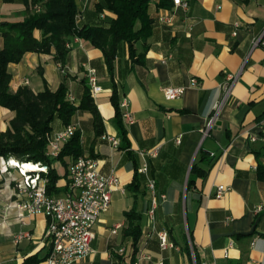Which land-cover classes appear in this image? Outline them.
<instances>
[{
  "label": "crops",
  "instance_id": "obj_1",
  "mask_svg": "<svg viewBox=\"0 0 264 264\" xmlns=\"http://www.w3.org/2000/svg\"><path fill=\"white\" fill-rule=\"evenodd\" d=\"M182 1L187 11L172 0H150L151 33L136 43L138 58L131 60L127 44L121 43L112 72L100 50L76 38L68 42L63 66L54 60L52 48L50 54L26 53L7 67L12 93L22 87L35 94L45 87L54 92L63 83L76 107L86 70H95L102 91L92 99L102 118V135L120 138L113 92L118 104L128 102L133 120H122L126 142L117 149L95 134L90 113L78 110L71 117L81 156L96 160L100 175H115L120 182L110 208L96 221L91 254L74 264H130L132 258L137 264H196L194 250L198 264H264V177H259V166L264 167V0ZM75 4L80 28H107L116 18L104 6L98 10L103 0ZM43 8V3L27 9L22 0H0V23L22 21ZM161 17H170L171 23ZM33 36L39 40L41 32ZM230 77L235 78L230 94L205 132ZM168 87L184 88V93L167 100L163 90ZM13 117L0 106L1 132ZM64 127L54 120L50 136ZM58 156L51 167L59 176L54 197L61 198L68 192L72 158ZM10 160L0 158V169H14L17 176L16 168L5 165ZM143 165L146 171L139 172ZM134 178L137 187L130 188ZM219 185L227 190L217 199ZM14 194L12 185L2 182L0 264L31 259L29 264H44L50 253L46 217L7 210ZM131 210L140 218L136 249L125 236V213ZM160 232H166L172 248L160 249Z\"/></svg>",
  "mask_w": 264,
  "mask_h": 264
},
{
  "label": "trees",
  "instance_id": "obj_2",
  "mask_svg": "<svg viewBox=\"0 0 264 264\" xmlns=\"http://www.w3.org/2000/svg\"><path fill=\"white\" fill-rule=\"evenodd\" d=\"M22 2L27 9L38 3H43L44 8L22 21L0 23V34L3 39V46L0 49V106L14 112L7 130L0 131V158L4 160L11 158L21 164L46 166L47 174L41 175L48 180L46 184L48 195L53 196L58 192L56 183L59 176L51 167L53 161L47 156V152L48 138L54 120L59 119L66 126L76 111H86L91 114L95 134L99 136L103 132L102 118L90 96L87 83L84 85L80 104L76 107L68 101L67 88L63 83L54 92L45 87L42 92L35 94L30 89L22 87L12 93L9 88L11 77L7 67L11 63L20 62L26 53L50 54L52 48L55 50L54 60L63 66L69 52L67 44L71 38H76L100 50L109 72H112L121 43L127 44L131 60L138 58L136 43L145 40L151 33L152 19L148 15L150 0H103V5L97 6L98 10L104 6L116 16L107 28L78 27L75 20L78 14L75 0H22ZM35 30L41 32L39 40L33 36ZM111 101L122 144L126 142V132L122 125L115 91ZM81 155L80 134L76 131L62 148L58 159L61 160L63 157L74 159ZM259 177H264V167L259 166ZM1 185L2 181L0 187ZM136 187L137 181L134 178L130 188ZM125 218L128 221L125 236L132 240V245L136 249L140 237V225L137 224L140 220L139 215L131 210L125 213ZM194 256L198 264L195 250ZM31 260L24 264H29ZM134 260L132 258L130 264H133Z\"/></svg>",
  "mask_w": 264,
  "mask_h": 264
},
{
  "label": "built area",
  "instance_id": "obj_3",
  "mask_svg": "<svg viewBox=\"0 0 264 264\" xmlns=\"http://www.w3.org/2000/svg\"><path fill=\"white\" fill-rule=\"evenodd\" d=\"M174 6L187 11L188 3L182 0H172ZM79 16H76V24ZM166 23H171L170 17H161ZM67 47L69 45L67 44ZM87 85L91 97L102 91L97 84L95 70H86ZM235 78L230 77L228 84L224 88L223 98L214 106L213 114L206 124V131L215 122L216 117L230 94ZM196 84V80L191 81ZM167 100H173L184 93V88L168 87L163 90ZM69 102L73 103V98L67 95ZM128 102L123 100L119 103L121 118L125 122H132L133 118L127 110ZM76 128L67 125L64 129L48 138L47 156L50 159L56 158L61 151V144L66 143L76 132ZM260 135L264 140V119L260 122ZM112 148L120 146L121 138L112 135H102ZM42 172H23L17 169V176L11 175L8 168L4 169L3 183L8 182L15 191L16 200L7 204L6 209L16 210L21 216L22 213L28 215L43 214L47 220L45 238L50 245V253L45 259L44 264H74L83 260L92 252L91 243L94 239V226L98 217L108 211L111 204V195L120 186L119 179L115 175L104 177L97 170L96 160L88 156H79L72 159L68 169V192L64 197H54L48 195L46 191L47 178L41 173L47 174L48 168L41 166ZM146 165L139 170L145 172ZM3 173V172H2ZM0 174V176L2 175ZM149 189L154 190V182L150 181ZM227 188L223 185L217 187L215 198L220 199L225 194ZM153 218V210L150 212ZM119 226L112 230L116 233ZM161 250L172 248L166 232L157 234ZM23 235H18L16 239H21ZM140 258V257H139ZM134 261L133 264H137ZM161 264V263H160Z\"/></svg>",
  "mask_w": 264,
  "mask_h": 264
},
{
  "label": "bare ground",
  "instance_id": "obj_4",
  "mask_svg": "<svg viewBox=\"0 0 264 264\" xmlns=\"http://www.w3.org/2000/svg\"><path fill=\"white\" fill-rule=\"evenodd\" d=\"M9 165L13 168L21 169L23 172H42L43 169L39 165L33 164V163H22L19 164L16 160H10L8 161Z\"/></svg>",
  "mask_w": 264,
  "mask_h": 264
},
{
  "label": "rangeland",
  "instance_id": "obj_5",
  "mask_svg": "<svg viewBox=\"0 0 264 264\" xmlns=\"http://www.w3.org/2000/svg\"><path fill=\"white\" fill-rule=\"evenodd\" d=\"M12 160H14V159H12ZM16 161H17V160H16ZM17 162H18V161H17ZM5 165L11 167V166L9 165V162H6ZM16 169H17V168H16ZM2 172H3V173H2ZM9 172H11V175H13V176L16 175V174H14V172H15L14 169H9ZM1 173H2L3 176H7L6 174H4V168L0 169V174H1ZM2 175H1V176H2Z\"/></svg>",
  "mask_w": 264,
  "mask_h": 264
}]
</instances>
